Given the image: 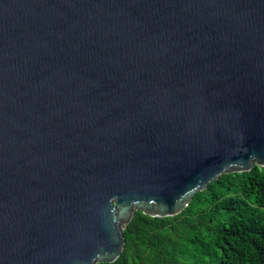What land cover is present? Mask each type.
I'll return each instance as SVG.
<instances>
[{"label": "water", "instance_id": "water-1", "mask_svg": "<svg viewBox=\"0 0 264 264\" xmlns=\"http://www.w3.org/2000/svg\"><path fill=\"white\" fill-rule=\"evenodd\" d=\"M255 166L264 0H0V264L114 263Z\"/></svg>", "mask_w": 264, "mask_h": 264}, {"label": "trees", "instance_id": "trees-1", "mask_svg": "<svg viewBox=\"0 0 264 264\" xmlns=\"http://www.w3.org/2000/svg\"><path fill=\"white\" fill-rule=\"evenodd\" d=\"M114 263L264 264V167L222 175L174 217L136 211Z\"/></svg>", "mask_w": 264, "mask_h": 264}]
</instances>
